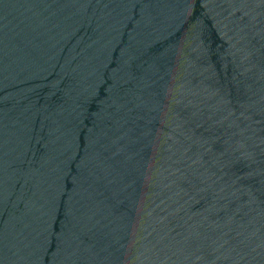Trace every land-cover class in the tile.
<instances>
[{"label":"water","instance_id":"water-1","mask_svg":"<svg viewBox=\"0 0 264 264\" xmlns=\"http://www.w3.org/2000/svg\"><path fill=\"white\" fill-rule=\"evenodd\" d=\"M0 264H264V0H0Z\"/></svg>","mask_w":264,"mask_h":264}]
</instances>
